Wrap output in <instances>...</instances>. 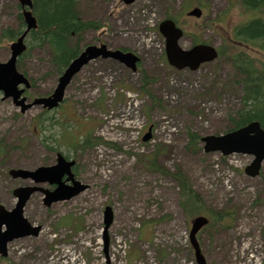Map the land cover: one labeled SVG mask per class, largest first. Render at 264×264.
Returning a JSON list of instances; mask_svg holds the SVG:
<instances>
[{
  "label": "rangeland",
  "instance_id": "rangeland-1",
  "mask_svg": "<svg viewBox=\"0 0 264 264\" xmlns=\"http://www.w3.org/2000/svg\"><path fill=\"white\" fill-rule=\"evenodd\" d=\"M233 2L199 0L203 15L194 19L185 15L196 6L190 0H136L131 6L122 0H80L82 19L103 26L84 33L80 48L105 44L131 50L141 60L140 70L132 73L113 60H95L73 79L62 105L46 113L35 107L20 114L11 100L0 98V205L11 210L16 203L12 191L33 186L12 179L9 170L55 165L56 153L75 162L73 174L87 186L75 198L50 208L43 206L41 193L32 195L23 216L41 232L37 238L12 242L0 264H195L188 247L190 222L179 207L177 184L143 164L157 146L160 166L171 173L182 170L206 209L230 215L228 222L199 235L207 264H264V163L260 176L250 179L243 173L250 156L222 161L216 154L192 155L185 149L187 131L199 137L222 134L240 107L229 59L223 56L196 72L176 71L166 63L164 41L157 32L167 17H178L188 32L209 25L199 40L219 49L232 29L251 16ZM17 5V0H0V41L4 29L19 28ZM192 43L188 36L179 44L188 49ZM9 44L0 42V62L9 58ZM27 47L20 69L34 87L26 96H47L59 78L50 66L49 48ZM249 53L264 63L261 55ZM139 71L161 107L152 106L142 93ZM39 115L42 124L37 126ZM150 126L152 139L142 143ZM87 132L112 146L74 151L71 136ZM38 187L52 190L48 184ZM106 206L113 210V223L105 249Z\"/></svg>",
  "mask_w": 264,
  "mask_h": 264
},
{
  "label": "water",
  "instance_id": "water-1",
  "mask_svg": "<svg viewBox=\"0 0 264 264\" xmlns=\"http://www.w3.org/2000/svg\"><path fill=\"white\" fill-rule=\"evenodd\" d=\"M135 0H123L125 5H130ZM23 9V20L25 24L24 33L13 42L10 49V58L5 63H0V93L3 94L2 100L11 99L14 106L20 108L24 113L32 107H42L48 111L56 109L63 101L66 89L73 78L82 68L92 60L98 58L113 59L136 71V64L139 59L132 53L121 51H109L106 46H88L76 59H74L58 79L54 91L48 97L34 99L31 103L22 97L25 89L30 88L29 81L16 70L18 57L26 50L24 39L27 34L36 28V20L32 16L31 0H19ZM188 16L195 18L201 17L198 8L188 13ZM158 31L165 40L166 61L172 68L182 71L188 69L196 71L200 65L209 63L217 58L214 47L199 44L188 50H183L179 46V41L183 32L175 26L171 20H164L158 26ZM23 86V89H19ZM151 137L149 132L143 136L142 141L147 142ZM203 152L205 154L219 153L226 157L231 154H242L252 156L253 160L244 170L246 176L255 178L259 175L262 162H264V130L257 122L248 124L237 130H233L219 136H205L200 139ZM73 161H66L61 154L56 155V164L47 167H39L34 171L22 169L10 170L9 176L13 179L31 180L35 185L47 183L54 187L53 190H44L38 187L17 188L13 191V196L17 202L15 207L6 211L0 206V255L7 256V245L14 240L27 237H37L41 227L32 226L24 217L23 209L34 193H41L44 196L43 205L50 208L52 204L65 202L73 199L87 189V186L74 180L72 173ZM65 178V179H64ZM104 240L107 241V232L113 221L112 209L107 206L104 209ZM208 224L205 217L199 216L191 221L189 231V241L192 248L193 257L196 264H207L201 252L198 240V232Z\"/></svg>",
  "mask_w": 264,
  "mask_h": 264
},
{
  "label": "trees",
  "instance_id": "trees-1",
  "mask_svg": "<svg viewBox=\"0 0 264 264\" xmlns=\"http://www.w3.org/2000/svg\"><path fill=\"white\" fill-rule=\"evenodd\" d=\"M199 5V0H190ZM32 14L36 19L37 28L27 35L26 43L33 46H46L50 51V66L60 76L69 63L81 52V36L87 31H99L103 26L99 22L82 19L80 0H32ZM233 6L239 8L243 13H250L252 19L245 25L232 29V38L225 41L218 49L219 57L226 56L230 61V69L233 73V84L241 93V104L236 113L229 117L230 125L227 131L246 126L251 122H258L264 129V63L260 58L249 52H235L233 41H241L254 49L255 54L264 58V0H234ZM20 10V8L18 7ZM19 28L13 31L6 28L1 32V41L9 43L18 37L24 29L21 13L18 15ZM170 18V17H168ZM174 20L179 21L175 16ZM208 26L196 25L193 31L185 29V37L190 36L194 44L200 43L199 38ZM232 41V42H231ZM17 69L23 75L25 72L20 69V59L17 62ZM142 73V71H139ZM142 93L150 98L152 106L161 107L160 102L151 95L147 88L146 76L142 73ZM32 87H34L33 82ZM42 115L35 118V125L42 124ZM63 124V122H62ZM61 124V125H62ZM187 144L185 149L192 155L201 152L199 146L200 137L190 131L186 132ZM70 147L74 150L85 151L95 146L108 144L93 137L92 132L86 134H75L71 136ZM112 146V145H111ZM160 150L157 146L153 153L143 160L148 171L169 176L178 186L179 207L188 221L198 215H205L210 220L207 227L211 228L219 222H225L230 215L227 212H214L206 209L202 198L190 185L188 178L179 168L169 172L158 164ZM224 161V159H221Z\"/></svg>",
  "mask_w": 264,
  "mask_h": 264
},
{
  "label": "flooded vegetation",
  "instance_id": "flooded-vegetation-1",
  "mask_svg": "<svg viewBox=\"0 0 264 264\" xmlns=\"http://www.w3.org/2000/svg\"><path fill=\"white\" fill-rule=\"evenodd\" d=\"M240 49H252L250 48V46H248V44H244L242 43L241 41H237V43H235ZM253 50V49H252ZM239 52H242V51H239ZM228 62H230L228 60Z\"/></svg>",
  "mask_w": 264,
  "mask_h": 264
}]
</instances>
